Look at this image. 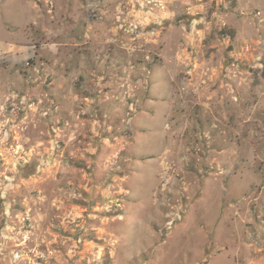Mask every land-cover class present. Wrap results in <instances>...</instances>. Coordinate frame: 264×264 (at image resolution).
Here are the masks:
<instances>
[{
  "label": "rangeland",
  "instance_id": "374dc122",
  "mask_svg": "<svg viewBox=\"0 0 264 264\" xmlns=\"http://www.w3.org/2000/svg\"><path fill=\"white\" fill-rule=\"evenodd\" d=\"M0 0V264H264V0Z\"/></svg>",
  "mask_w": 264,
  "mask_h": 264
},
{
  "label": "built area",
  "instance_id": "2783aa9c",
  "mask_svg": "<svg viewBox=\"0 0 264 264\" xmlns=\"http://www.w3.org/2000/svg\"><path fill=\"white\" fill-rule=\"evenodd\" d=\"M147 3H149V4H153V3H155V0L147 1Z\"/></svg>",
  "mask_w": 264,
  "mask_h": 264
}]
</instances>
